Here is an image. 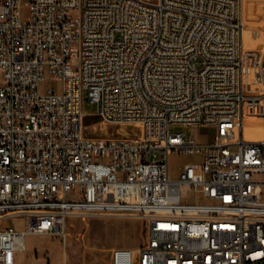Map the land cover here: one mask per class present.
<instances>
[{
    "label": "built area",
    "instance_id": "1",
    "mask_svg": "<svg viewBox=\"0 0 264 264\" xmlns=\"http://www.w3.org/2000/svg\"><path fill=\"white\" fill-rule=\"evenodd\" d=\"M24 4L0 0V264H30L28 235L65 244L86 216L146 226L98 264H264V140L243 134L264 118V44L244 46V0ZM85 94L141 132L86 135ZM173 154L201 161L172 178Z\"/></svg>",
    "mask_w": 264,
    "mask_h": 264
},
{
    "label": "rangeland",
    "instance_id": "2",
    "mask_svg": "<svg viewBox=\"0 0 264 264\" xmlns=\"http://www.w3.org/2000/svg\"><path fill=\"white\" fill-rule=\"evenodd\" d=\"M26 0H23V4ZM23 15L27 13L23 5ZM244 46L256 49L264 44V0H244ZM50 86L49 81L42 89ZM83 111L86 125L85 134L92 136H110L124 133L123 128L138 129L136 125H116L110 122L93 123L98 116V105L89 101L84 95ZM172 132L184 133L187 139L194 138L201 142L212 139L213 130L207 127L172 125ZM244 136L255 140H264V118H247L243 128ZM201 161L199 155L173 154L170 157V173L176 178L180 170L189 162ZM4 224L20 222L6 219ZM67 241L61 236L52 234L28 235L27 250L21 260L24 263L36 264L49 259L54 264H98L109 258L114 247H139L146 239L147 232L143 220L125 216L106 217H70L68 220Z\"/></svg>",
    "mask_w": 264,
    "mask_h": 264
},
{
    "label": "bare ground",
    "instance_id": "3",
    "mask_svg": "<svg viewBox=\"0 0 264 264\" xmlns=\"http://www.w3.org/2000/svg\"><path fill=\"white\" fill-rule=\"evenodd\" d=\"M125 125H136V126H138V129H134V131L136 133H140L141 132V126L138 123H125ZM243 134H244V132H243Z\"/></svg>",
    "mask_w": 264,
    "mask_h": 264
},
{
    "label": "trees",
    "instance_id": "4",
    "mask_svg": "<svg viewBox=\"0 0 264 264\" xmlns=\"http://www.w3.org/2000/svg\"><path fill=\"white\" fill-rule=\"evenodd\" d=\"M100 121V118L96 119L93 123H96V122H99Z\"/></svg>",
    "mask_w": 264,
    "mask_h": 264
},
{
    "label": "crops",
    "instance_id": "5",
    "mask_svg": "<svg viewBox=\"0 0 264 264\" xmlns=\"http://www.w3.org/2000/svg\"><path fill=\"white\" fill-rule=\"evenodd\" d=\"M243 40H244V32H243ZM247 139H252V138H247ZM252 140H255V139H252Z\"/></svg>",
    "mask_w": 264,
    "mask_h": 264
}]
</instances>
